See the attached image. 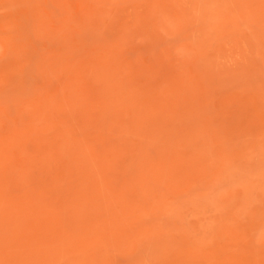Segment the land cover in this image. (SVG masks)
I'll return each mask as SVG.
<instances>
[{
    "label": "rangeland",
    "instance_id": "1",
    "mask_svg": "<svg viewBox=\"0 0 264 264\" xmlns=\"http://www.w3.org/2000/svg\"><path fill=\"white\" fill-rule=\"evenodd\" d=\"M0 264H264V0H0Z\"/></svg>",
    "mask_w": 264,
    "mask_h": 264
}]
</instances>
